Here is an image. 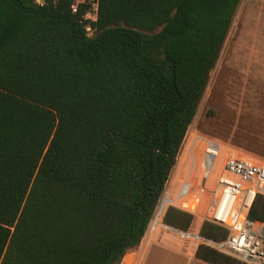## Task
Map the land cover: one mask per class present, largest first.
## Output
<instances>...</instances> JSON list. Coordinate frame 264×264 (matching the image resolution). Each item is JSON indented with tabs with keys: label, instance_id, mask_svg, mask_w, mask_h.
Here are the masks:
<instances>
[{
	"label": "trees",
	"instance_id": "trees-1",
	"mask_svg": "<svg viewBox=\"0 0 264 264\" xmlns=\"http://www.w3.org/2000/svg\"><path fill=\"white\" fill-rule=\"evenodd\" d=\"M240 1L98 0L91 22L74 0H0V264H120L140 245ZM194 217L169 206L162 223Z\"/></svg>",
	"mask_w": 264,
	"mask_h": 264
},
{
	"label": "built area",
	"instance_id": "built-area-1",
	"mask_svg": "<svg viewBox=\"0 0 264 264\" xmlns=\"http://www.w3.org/2000/svg\"><path fill=\"white\" fill-rule=\"evenodd\" d=\"M45 1L34 0L37 5H43ZM82 3L88 5L82 19L95 22L98 0H74L72 12L75 13ZM86 29L90 32L88 27ZM183 153L188 156L184 176L173 195L169 185L166 187L161 200L164 204L155 211L147 234L162 227L181 240L211 248L243 264H264V220L249 218L255 199L264 198V160L189 131L178 154V162ZM169 206L227 228V238L214 242L194 233L172 231L161 221Z\"/></svg>",
	"mask_w": 264,
	"mask_h": 264
},
{
	"label": "rangeland",
	"instance_id": "rangeland-1",
	"mask_svg": "<svg viewBox=\"0 0 264 264\" xmlns=\"http://www.w3.org/2000/svg\"><path fill=\"white\" fill-rule=\"evenodd\" d=\"M188 131L264 160V0L240 1ZM199 224L194 217L187 233ZM146 234L143 244L148 238L180 240L161 227Z\"/></svg>",
	"mask_w": 264,
	"mask_h": 264
},
{
	"label": "crops",
	"instance_id": "crops-1",
	"mask_svg": "<svg viewBox=\"0 0 264 264\" xmlns=\"http://www.w3.org/2000/svg\"><path fill=\"white\" fill-rule=\"evenodd\" d=\"M187 164L188 156L187 154L183 153L181 161L178 162L177 159L176 165L173 168L168 183L166 185H169L170 190L173 189L174 184L176 182L178 184L181 178L184 176ZM168 232L171 233L170 231ZM186 242L187 241H183L181 239L178 241H150L148 238L146 243L143 244V241H141L140 245L137 248L129 250L123 257L120 264H208L196 259L194 257L196 247H186L184 246V243Z\"/></svg>",
	"mask_w": 264,
	"mask_h": 264
},
{
	"label": "water",
	"instance_id": "water-1",
	"mask_svg": "<svg viewBox=\"0 0 264 264\" xmlns=\"http://www.w3.org/2000/svg\"><path fill=\"white\" fill-rule=\"evenodd\" d=\"M169 228V227H168ZM169 229H171L172 231H175V232H178L177 230H175V229H172V228H169Z\"/></svg>",
	"mask_w": 264,
	"mask_h": 264
}]
</instances>
